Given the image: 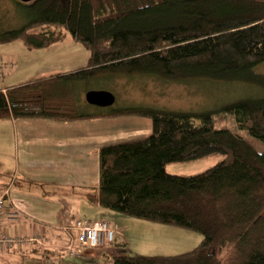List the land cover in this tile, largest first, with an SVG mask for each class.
<instances>
[{
    "label": "trees",
    "instance_id": "trees-1",
    "mask_svg": "<svg viewBox=\"0 0 264 264\" xmlns=\"http://www.w3.org/2000/svg\"><path fill=\"white\" fill-rule=\"evenodd\" d=\"M17 3L26 24L1 33L0 45L19 40L28 50L48 49L70 35L91 57L85 68L0 90V119L149 120L148 136L100 148L99 188L86 197L96 207L204 237L190 253L125 251L112 264H264V152L228 125L233 117L240 132L264 144V96L198 113L97 108L84 96L97 80L119 76L246 83L264 92V0ZM213 156L222 160L200 174L167 171ZM44 252L49 258L50 249Z\"/></svg>",
    "mask_w": 264,
    "mask_h": 264
},
{
    "label": "crops",
    "instance_id": "crops-1",
    "mask_svg": "<svg viewBox=\"0 0 264 264\" xmlns=\"http://www.w3.org/2000/svg\"><path fill=\"white\" fill-rule=\"evenodd\" d=\"M17 48L19 56L0 61V78L4 77L11 83L5 84L6 80L3 78L1 91L19 87L31 80L60 74L45 72L46 67L42 66L48 61L47 51H51V48L36 52L26 47ZM13 49L15 48H10ZM119 120L126 121L116 122ZM119 123L123 124L124 132L118 129L116 133L133 135L132 139L126 138L131 140L148 136L152 129L147 119L137 117H132L131 121L125 117L65 123L33 118L0 119V195L5 189H9V201L21 212L19 223L8 225L7 231L10 234L20 232L31 236L39 235L42 243L47 246L45 250L37 244L26 245L11 252L4 251L0 253V264H14L17 257L25 261L27 259V262L41 260L47 264L59 260L62 254L60 246L64 240L61 227L73 220H87L72 217L78 211L75 209L77 206H72L71 200L62 198L59 186L82 188L83 197L88 200L86 193L99 188L98 151L103 146L117 144H107L104 141L109 138L107 135L113 134L114 127H111L121 125ZM143 133L146 135L135 138ZM78 141H81V145H78ZM93 207L96 212L99 211L96 217L100 219L95 221L110 222L108 216L113 213L104 208ZM111 226L113 228L112 223ZM115 231L118 236V231ZM49 249L47 258L44 251Z\"/></svg>",
    "mask_w": 264,
    "mask_h": 264
},
{
    "label": "rangeland",
    "instance_id": "rangeland-1",
    "mask_svg": "<svg viewBox=\"0 0 264 264\" xmlns=\"http://www.w3.org/2000/svg\"><path fill=\"white\" fill-rule=\"evenodd\" d=\"M25 22V17L20 10L17 0H0V34L9 30H17V28L25 25ZM18 46L22 48L26 47L19 40L11 44L0 45V61L3 58L7 60L19 56ZM10 48L15 49L10 50ZM40 50L31 51L36 52ZM47 52L48 61L44 62L42 66H45V72L49 73L72 72L76 69L85 68V66L89 65L88 63L91 57V53L85 46L77 43L70 35L62 41V43L54 46L51 48V51ZM31 54L34 55V53ZM258 72L262 75L264 74V65L258 69ZM3 78L4 77L0 78V85L2 84ZM4 80H6V78H4ZM5 84L8 85L11 83L6 80ZM88 87L93 91L103 90L113 94L116 98V102L113 106H110L109 109L146 107L163 111H181L186 113L219 110L222 106L231 104V102L234 101L264 96V92L258 87L246 83L228 84L222 82L197 81L194 83L180 84L162 82L157 78L144 76L130 78L119 76L111 79L109 78L108 80L101 79ZM125 117L131 121L134 116L131 118L128 116H120V118L114 119H124ZM125 121L126 120H119L116 122L125 123ZM148 122L150 123L149 120H147V123ZM228 125L231 130L245 138L259 152H264V144L260 140L250 137L246 132H240L233 117L229 118ZM111 128H113L114 132L111 136H106L109 138H107L104 143H119L118 141L122 142V140H131L133 138V135H122L124 132L123 124L112 126ZM118 129L123 131L119 135L116 133ZM147 129H149L148 126ZM144 135L146 134L143 133L135 138ZM128 137L131 139H126ZM98 142L101 141L98 140ZM77 143L81 145V141ZM83 144H85V142H83ZM221 160V157L213 156L210 159L170 164L167 166V171L177 175L200 174L216 165ZM59 188L62 198L71 200V205L77 206L75 209L78 211L76 214H72L74 215L72 217H82L93 221H95V219H100L96 217L99 211L97 210L96 212L93 205L83 197L82 188L66 187L64 185H60ZM48 197H51V194H48ZM73 200H75V203ZM88 209H90L91 212ZM108 212L113 213L111 214L112 216H108V218L113 224V228L119 233L116 237L117 244L115 247H111L109 251L105 253L101 251H94L93 253L88 252L89 254L82 258H70L65 254H60V258L57 262H50L49 264H108L107 257H104L107 252L110 253L112 257H115L119 251H126L131 256L182 255L184 253L193 252L204 240L201 234L194 231L191 232L172 225L166 226L160 223L156 224L150 221L130 218L115 212ZM14 262V264H47L43 263L41 260L38 262H27V259L25 261L20 257H17Z\"/></svg>",
    "mask_w": 264,
    "mask_h": 264
},
{
    "label": "built area",
    "instance_id": "built-area-1",
    "mask_svg": "<svg viewBox=\"0 0 264 264\" xmlns=\"http://www.w3.org/2000/svg\"><path fill=\"white\" fill-rule=\"evenodd\" d=\"M10 190L5 189L0 195V253L15 251L26 245H41L46 249L39 235L31 236L26 233L10 234L7 226L19 223L21 212H19L9 201ZM64 240L60 248L68 257L82 258L93 253L109 251L115 244L116 231L113 230L109 221L73 220L61 227ZM89 252V253H88ZM107 257L108 264H112L110 253Z\"/></svg>",
    "mask_w": 264,
    "mask_h": 264
},
{
    "label": "water",
    "instance_id": "water-1",
    "mask_svg": "<svg viewBox=\"0 0 264 264\" xmlns=\"http://www.w3.org/2000/svg\"><path fill=\"white\" fill-rule=\"evenodd\" d=\"M23 4L32 3L37 0H18ZM85 98L89 105L100 108H109L113 106L116 102V98L111 92L97 90V91H88L85 95Z\"/></svg>",
    "mask_w": 264,
    "mask_h": 264
}]
</instances>
